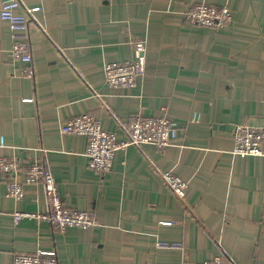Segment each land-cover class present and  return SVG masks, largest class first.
<instances>
[{
  "label": "crops",
  "instance_id": "crops-1",
  "mask_svg": "<svg viewBox=\"0 0 264 264\" xmlns=\"http://www.w3.org/2000/svg\"><path fill=\"white\" fill-rule=\"evenodd\" d=\"M22 1L42 10L23 35L31 66L10 58L13 32L0 17V155L24 168L45 163L66 207L91 210L98 223L65 232L38 218L16 224L17 210L48 211V196L28 184L15 200L0 173V264L38 249L56 250L59 264H264V157L232 153L235 125L264 127V0ZM202 3L228 5L232 23L189 24L185 12ZM141 40L144 76L135 88H109L105 65L138 60ZM86 113L120 140L133 117L167 114L178 137L119 150L99 172L87 138L61 133ZM168 171L190 181L184 199L165 184Z\"/></svg>",
  "mask_w": 264,
  "mask_h": 264
},
{
  "label": "built area",
  "instance_id": "built-area-1",
  "mask_svg": "<svg viewBox=\"0 0 264 264\" xmlns=\"http://www.w3.org/2000/svg\"><path fill=\"white\" fill-rule=\"evenodd\" d=\"M42 10L41 6L25 7L22 0H3L0 8V17L10 24L14 42L9 51L12 60H20L31 66L32 46L23 35L29 29L34 15ZM187 22L194 26H203L214 29L224 28L233 21V15L228 5L216 7L209 4H195L185 12ZM138 60L127 62H114L105 65V80L109 88H135L145 74L144 58L141 57L146 50L144 41L135 44ZM26 77H32L34 71L31 67L22 71ZM24 102H34V98H24ZM125 129L129 138L118 139L117 133L106 130L96 116L90 113L72 118L62 125L63 135H76L87 138L88 147L86 155L89 165L99 172H108L112 169L116 152L129 146H142L154 144L159 147L173 145L178 137L177 121L167 115L161 116H135L126 123ZM234 146L232 153L238 156L264 157V127L255 126L249 122L237 124L232 130ZM2 139L0 147H4ZM0 173L9 176L6 180L7 195L15 200H22L24 188L28 184H42L48 196L50 209L43 213L15 211V223L24 218H38L50 223L55 230L65 232L69 228H90L97 225V218L91 210H72L66 207L59 192L57 179L51 169L41 161H34L24 168L17 158L7 159L0 155ZM24 180L19 181L18 175ZM165 184L177 195L184 199L190 188V181L173 172H163ZM172 221H162L161 225L170 226ZM13 264H59L56 250L38 249L35 252L14 255ZM182 264H235L231 260L217 257L211 261L192 262L187 258Z\"/></svg>",
  "mask_w": 264,
  "mask_h": 264
}]
</instances>
